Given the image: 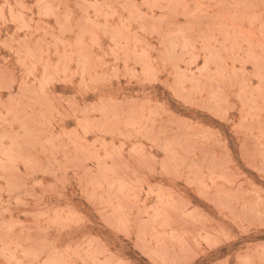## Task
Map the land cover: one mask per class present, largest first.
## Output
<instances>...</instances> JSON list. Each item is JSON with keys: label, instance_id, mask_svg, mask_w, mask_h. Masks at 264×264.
<instances>
[{"label": "rangeland", "instance_id": "obj_1", "mask_svg": "<svg viewBox=\"0 0 264 264\" xmlns=\"http://www.w3.org/2000/svg\"><path fill=\"white\" fill-rule=\"evenodd\" d=\"M0 264H264V0H0Z\"/></svg>", "mask_w": 264, "mask_h": 264}]
</instances>
